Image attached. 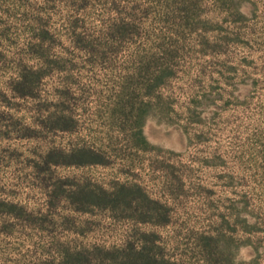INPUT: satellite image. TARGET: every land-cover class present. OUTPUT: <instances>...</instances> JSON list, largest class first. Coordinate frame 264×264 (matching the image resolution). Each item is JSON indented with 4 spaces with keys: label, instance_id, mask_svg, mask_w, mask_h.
Returning a JSON list of instances; mask_svg holds the SVG:
<instances>
[{
    "label": "rangeland",
    "instance_id": "374dc122",
    "mask_svg": "<svg viewBox=\"0 0 264 264\" xmlns=\"http://www.w3.org/2000/svg\"><path fill=\"white\" fill-rule=\"evenodd\" d=\"M0 264H264V0H0Z\"/></svg>",
    "mask_w": 264,
    "mask_h": 264
}]
</instances>
